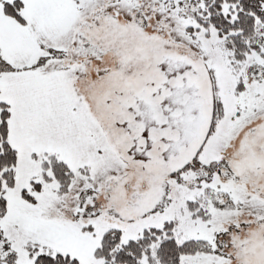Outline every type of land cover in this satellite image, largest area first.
Here are the masks:
<instances>
[{
    "label": "snow or ice",
    "instance_id": "snow-or-ice-1",
    "mask_svg": "<svg viewBox=\"0 0 264 264\" xmlns=\"http://www.w3.org/2000/svg\"><path fill=\"white\" fill-rule=\"evenodd\" d=\"M0 264H264V0H0Z\"/></svg>",
    "mask_w": 264,
    "mask_h": 264
}]
</instances>
